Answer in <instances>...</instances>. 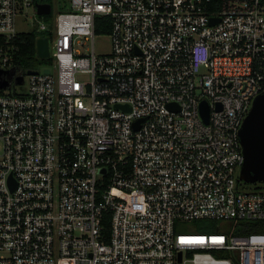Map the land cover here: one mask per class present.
<instances>
[{
  "label": "built area",
  "instance_id": "obj_1",
  "mask_svg": "<svg viewBox=\"0 0 264 264\" xmlns=\"http://www.w3.org/2000/svg\"><path fill=\"white\" fill-rule=\"evenodd\" d=\"M53 1L48 23L0 0V264H264V233H236L264 222L238 181L264 0ZM28 10L51 34L40 70L18 61ZM200 219L222 227L176 232Z\"/></svg>",
  "mask_w": 264,
  "mask_h": 264
},
{
  "label": "water",
  "instance_id": "obj_2",
  "mask_svg": "<svg viewBox=\"0 0 264 264\" xmlns=\"http://www.w3.org/2000/svg\"><path fill=\"white\" fill-rule=\"evenodd\" d=\"M50 4H36L38 15H48ZM215 22L214 19L211 20ZM36 56L40 59L49 57L48 39L38 38L36 41ZM48 73V70L45 71ZM21 78L18 79V83ZM6 83L0 84L5 87ZM200 114L207 121L208 108L205 102L200 104ZM239 140L244 157L238 181L247 183H264V92L253 101L252 107L244 118L240 130Z\"/></svg>",
  "mask_w": 264,
  "mask_h": 264
},
{
  "label": "rangeland",
  "instance_id": "obj_3",
  "mask_svg": "<svg viewBox=\"0 0 264 264\" xmlns=\"http://www.w3.org/2000/svg\"><path fill=\"white\" fill-rule=\"evenodd\" d=\"M54 2L51 0V4ZM57 13V10L55 6L52 4V12L51 16L55 15ZM33 11L28 10L27 14L24 16H20L17 18L16 21V29L19 33H30L36 29V23H35V18L32 17ZM36 21L37 19L40 21H43L47 15H36ZM94 50L97 55H104L110 52L111 50V45H110V39L107 35H102L98 32L95 33L94 38ZM88 48H90V42L88 43ZM33 69H43L42 66H36ZM240 189L241 190H247V191H263L264 190V183L261 182H256V183H247L240 181ZM222 227V222L220 221H212V220H207V219H200L196 221H190V222H184L181 224V227L179 228V225L176 227V232L178 233H195V232H200V233H212V232H217L220 230ZM264 233V231H259ZM215 256H220L214 253ZM248 262L252 260V256L246 255ZM254 260H259V257H257Z\"/></svg>",
  "mask_w": 264,
  "mask_h": 264
},
{
  "label": "trees",
  "instance_id": "obj_4",
  "mask_svg": "<svg viewBox=\"0 0 264 264\" xmlns=\"http://www.w3.org/2000/svg\"><path fill=\"white\" fill-rule=\"evenodd\" d=\"M39 3L51 4V0H35ZM46 22L50 23L51 16H45ZM39 37H47L50 40L51 34L49 33H38L32 31L30 33H26L22 36L24 43L21 47V52L19 54V65L24 68L33 69L36 66H48L51 64L50 59H39L36 56V41ZM241 226L243 229H239L236 231L237 234H249V233H257L259 231H264V222L250 221L242 223Z\"/></svg>",
  "mask_w": 264,
  "mask_h": 264
}]
</instances>
